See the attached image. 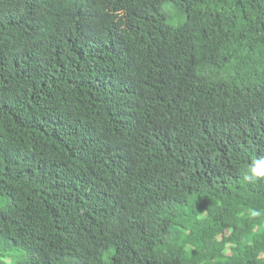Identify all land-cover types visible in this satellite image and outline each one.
Listing matches in <instances>:
<instances>
[{"label":"trees","instance_id":"1","mask_svg":"<svg viewBox=\"0 0 264 264\" xmlns=\"http://www.w3.org/2000/svg\"><path fill=\"white\" fill-rule=\"evenodd\" d=\"M261 156L264 0H0V264H264Z\"/></svg>","mask_w":264,"mask_h":264},{"label":"clouds","instance_id":"2","mask_svg":"<svg viewBox=\"0 0 264 264\" xmlns=\"http://www.w3.org/2000/svg\"><path fill=\"white\" fill-rule=\"evenodd\" d=\"M252 109L254 111L253 113L261 118V112L254 107ZM262 118L260 120H262ZM262 179H264V156L257 157L256 159L252 160L251 163L246 166V170L242 175V181L246 184H256ZM248 214L251 217H258L262 214V211L257 209H249Z\"/></svg>","mask_w":264,"mask_h":264},{"label":"rangeland","instance_id":"3","mask_svg":"<svg viewBox=\"0 0 264 264\" xmlns=\"http://www.w3.org/2000/svg\"><path fill=\"white\" fill-rule=\"evenodd\" d=\"M253 110V109H252ZM254 112V111H253Z\"/></svg>","mask_w":264,"mask_h":264}]
</instances>
